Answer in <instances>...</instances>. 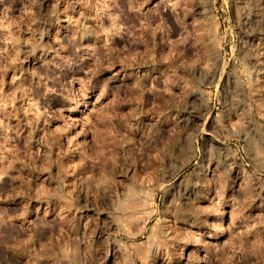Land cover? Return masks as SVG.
Segmentation results:
<instances>
[{"label":"rangeland","instance_id":"1","mask_svg":"<svg viewBox=\"0 0 264 264\" xmlns=\"http://www.w3.org/2000/svg\"><path fill=\"white\" fill-rule=\"evenodd\" d=\"M152 241L264 264V0H0V264Z\"/></svg>","mask_w":264,"mask_h":264},{"label":"bare ground","instance_id":"2","mask_svg":"<svg viewBox=\"0 0 264 264\" xmlns=\"http://www.w3.org/2000/svg\"><path fill=\"white\" fill-rule=\"evenodd\" d=\"M31 135V134H30ZM29 137V136H28ZM30 143H35L36 142V136L35 135H31L30 136V139H29ZM31 145V144H30ZM141 183L142 184H145L147 186L151 185L152 184V179L151 177L147 176V177H143L142 180H141ZM45 187V186H44ZM45 189V188H43ZM42 189V190H43ZM44 191V190H43ZM165 218H167L166 216L164 217V220ZM164 235L166 236L165 239L169 238L170 237V232H169V228H165L164 229ZM167 241V240H166ZM152 243H154L152 241ZM163 245V244H162ZM167 245V244H166ZM165 246V245H164ZM161 256H165L166 257V260L168 261V264H173L172 263V256L169 254L168 250L166 251L165 248H162L161 245L159 243H154L150 248L149 250L145 253V255L143 256V259H144V263L145 264H156V259L158 257H161Z\"/></svg>","mask_w":264,"mask_h":264}]
</instances>
